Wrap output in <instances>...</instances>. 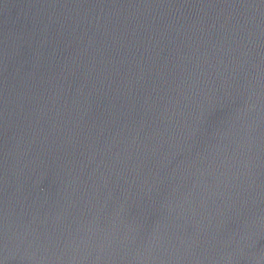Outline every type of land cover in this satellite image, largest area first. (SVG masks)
<instances>
[{"label": "water", "instance_id": "1", "mask_svg": "<svg viewBox=\"0 0 264 264\" xmlns=\"http://www.w3.org/2000/svg\"><path fill=\"white\" fill-rule=\"evenodd\" d=\"M0 264H264V0H0Z\"/></svg>", "mask_w": 264, "mask_h": 264}]
</instances>
